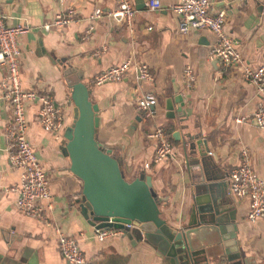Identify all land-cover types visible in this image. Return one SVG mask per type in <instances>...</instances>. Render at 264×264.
Masks as SVG:
<instances>
[{
  "label": "crops",
  "instance_id": "1",
  "mask_svg": "<svg viewBox=\"0 0 264 264\" xmlns=\"http://www.w3.org/2000/svg\"><path fill=\"white\" fill-rule=\"evenodd\" d=\"M158 1L155 9L147 6V0H131L134 15L129 29L110 14L115 0H64L74 7L75 20L62 28L44 29L42 22L50 21L61 8L57 0H0L6 24L27 26L18 37L21 85L52 96L60 108L63 134L72 120L73 104L62 70L65 65L73 67L97 106L94 138L111 148L127 179L140 173L149 178L159 199V215L172 227L185 224L193 201V181L201 177L193 174L188 162L196 151L189 153L186 137L188 132L199 133L208 147L206 175L218 181L212 189L214 202L233 216L241 256L252 264H264V217L247 221L248 199H237L226 188L227 171L238 162L242 146L248 148L251 165L264 180V128L252 118L256 103L264 101V87L258 89L241 75L244 65L264 60V0H211V10L225 11L224 31L242 55L240 63L224 68L208 57L213 34L203 28L179 33L177 17L170 9L176 0ZM94 7H100L101 13L92 19L89 15ZM125 59L146 63L151 78L138 80L130 69L120 80L93 82L98 71ZM186 65L195 75L191 86L183 75ZM3 74L0 65V79ZM142 93L156 99L147 111L134 104ZM177 94L182 96V115L176 111L179 102L173 99ZM168 100L172 116L166 108ZM36 108L34 101L26 106V138L46 172L50 192L46 216L51 224L13 205L14 192L7 187L18 181V170L6 157L3 128L9 109L0 93V264H68L59 253L51 225L77 238L83 264H167L142 240L128 235L94 237V225L79 209L81 181L70 171L69 158L62 152L66 139L63 135L54 139L41 128ZM156 125L164 128L171 150L154 162V140L147 133Z\"/></svg>",
  "mask_w": 264,
  "mask_h": 264
},
{
  "label": "built area",
  "instance_id": "2",
  "mask_svg": "<svg viewBox=\"0 0 264 264\" xmlns=\"http://www.w3.org/2000/svg\"><path fill=\"white\" fill-rule=\"evenodd\" d=\"M61 8L57 10L50 21H43L42 27L62 28L75 20V10L71 4L65 5L64 0H57ZM147 6L158 8V0H147ZM115 8L110 14L118 21H124L131 29L134 7L131 0H115ZM211 0H176L170 5L171 11L177 17V31L181 34L191 29L203 28L213 34V41L208 51L209 58L217 59L221 66H233L242 61L241 51L235 46L234 40L224 31L225 11L211 10ZM100 7H94L89 18L98 17ZM24 23L6 24L0 6V65L4 74L0 79L1 97L6 101L9 109V119L3 128L6 157L9 165L18 170V181L9 188L14 192V207L26 215L36 217L51 224L46 216L50 208V192L46 172L34 154L33 147L26 138L28 117L26 106L30 101L37 104L36 118L41 128L52 134L54 139L62 136L60 108L50 94L21 85L19 57L21 51L18 37L26 30ZM151 28L150 26L146 27ZM92 29V24L87 30ZM96 53V51L94 52ZM132 69L138 80L151 78L146 63L125 59L113 63L93 75L95 84L120 80L126 71ZM183 75L187 86H191L195 75L186 65ZM242 77L254 84L258 89L264 87V60L254 66L244 65ZM135 107L147 111L155 104L156 99L151 93H142L135 97ZM255 124L264 128V101H258L252 111ZM240 120L241 117H235ZM147 136L154 140L152 160L157 162L170 154L171 145L162 126L156 125L148 131ZM226 188L230 195L237 199L247 198L248 207L245 213L247 221H254L264 217V180L252 167L249 150L242 146L239 150V160L227 171ZM108 222H116L119 226H93V235L97 240L112 236L126 235L136 227L132 220H115L108 217ZM55 234L56 245L60 255L68 264H83L84 255L81 252L77 238L68 235L56 225H51Z\"/></svg>",
  "mask_w": 264,
  "mask_h": 264
},
{
  "label": "water",
  "instance_id": "3",
  "mask_svg": "<svg viewBox=\"0 0 264 264\" xmlns=\"http://www.w3.org/2000/svg\"><path fill=\"white\" fill-rule=\"evenodd\" d=\"M62 73L73 104L72 120L62 134L66 139L62 152L69 158L70 171L81 181V214L98 227L119 226L108 222V217L132 220L136 227L126 235L151 245L167 264H252L238 250L233 216L214 202L212 189L218 181L206 175L208 147L200 134L188 132L186 137L189 153L196 151L188 162L194 175L201 174V181H193V201L185 224L172 227L159 215V199L149 178L140 173L127 179L111 148L94 138L97 106L88 98V88L70 65H65ZM173 99L179 102L176 111L184 114L182 96ZM171 106L168 100L170 116L174 114Z\"/></svg>",
  "mask_w": 264,
  "mask_h": 264
}]
</instances>
